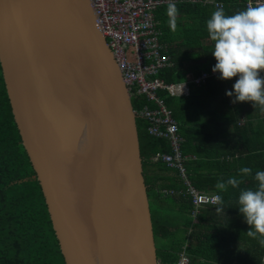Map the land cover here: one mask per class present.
I'll use <instances>...</instances> for the list:
<instances>
[{"label":"water","instance_id":"1","mask_svg":"<svg viewBox=\"0 0 264 264\" xmlns=\"http://www.w3.org/2000/svg\"><path fill=\"white\" fill-rule=\"evenodd\" d=\"M0 75L64 264H158L136 116L92 0H0Z\"/></svg>","mask_w":264,"mask_h":264},{"label":"trees","instance_id":"2","mask_svg":"<svg viewBox=\"0 0 264 264\" xmlns=\"http://www.w3.org/2000/svg\"><path fill=\"white\" fill-rule=\"evenodd\" d=\"M172 1L178 9L175 31L169 26V2L159 5L154 12L160 31L159 41L165 44L166 54L171 61V65L160 70L157 76L165 83L187 81L201 72L209 71L216 64L212 55L214 44L208 36L206 23L217 7L203 5L200 3L203 0L194 3L190 0ZM211 1L219 3L229 15L245 9L248 1L264 2ZM237 79L211 77L197 87L192 86L189 96L185 98L170 97L164 91L158 92V96L162 97L177 122L178 134L183 139L180 151L183 157L188 158L182 167L193 187L201 191L215 187L214 181L204 178L205 172L210 173L207 167L217 168L218 171L225 167L227 170L224 158L237 154L246 156L252 174L232 175L241 179L242 183L233 192L220 194L224 201V212H238L240 215L238 208L227 210L226 205H231L234 200L238 205L240 191L255 188L258 183L254 180L255 172L264 171V109L259 105L253 107L251 102H237L229 106L234 95L229 97L226 93H234L233 85ZM130 99L136 113L139 152L159 264H176L184 244L189 264H263L264 246L259 243L262 237H246L245 248L237 251L240 228L233 234L222 232L219 228L223 223V212L217 214L208 209L205 214H197L196 222L190 224L187 199L181 194L167 196L161 192L163 189L183 190L178 172L168 169L161 160L171 155V147L166 139L150 136L147 132L148 122L138 116L139 111L148 105L145 98L135 94V89H132ZM242 116L248 118V123L243 125ZM256 121L259 130L255 133L252 128ZM250 134L256 140H248ZM234 139L241 141L232 144ZM255 154H259L258 158L253 156ZM154 158L157 162L153 161ZM212 160H222V164H212ZM256 164L260 165L259 169L255 167ZM236 219L245 221L243 215ZM0 264H64L44 195L12 120L1 75Z\"/></svg>","mask_w":264,"mask_h":264},{"label":"built area","instance_id":"3","mask_svg":"<svg viewBox=\"0 0 264 264\" xmlns=\"http://www.w3.org/2000/svg\"><path fill=\"white\" fill-rule=\"evenodd\" d=\"M171 2H174L170 0ZM169 0H92L100 28L117 61L127 88L135 89V94L141 95L148 102L138 113L139 117L148 122L147 132L150 136L164 138L169 142L171 155L161 158L167 168L178 172L183 190H164V195L181 194L189 203L188 214L195 217L200 209L214 207L213 197L216 193L201 192L193 187L186 176L183 165L188 160L180 151L183 142L178 134V125L171 110L166 106L158 92H166L170 97H187L191 85L199 86L211 77H219L212 69L201 72L189 81L165 83L157 76L159 71L171 65L170 57L166 54V46L159 41L160 31L155 20L154 11ZM198 2L197 0H190ZM201 4H212L221 7L219 3L203 0ZM259 3V1L248 4ZM264 75V73H262ZM157 162V159H153ZM191 229V225L188 231ZM176 264H189L185 253V244L179 253Z\"/></svg>","mask_w":264,"mask_h":264},{"label":"clouds","instance_id":"4","mask_svg":"<svg viewBox=\"0 0 264 264\" xmlns=\"http://www.w3.org/2000/svg\"><path fill=\"white\" fill-rule=\"evenodd\" d=\"M167 16L171 30L175 31L178 16L175 3H168ZM206 28L214 44L212 55L216 59V64L212 71L219 73L221 80L238 78L233 85L234 93L228 91L226 95L229 97L234 95L232 101L234 104L251 102L253 107L259 105L264 109V75H262L264 73V2L250 3L245 9L231 15L226 14L222 7H217L208 19ZM239 171L245 176L252 174V169L249 167H243ZM254 180L258 182L255 188L240 191L238 209L250 226L247 235L253 239L259 235L262 237L259 243L264 246V171L257 170ZM241 183V179L230 177L226 181L217 182L216 189L224 192L229 186L237 188ZM164 190L172 189L162 191ZM213 203L220 206L207 208H214L217 214L224 212L221 195H215Z\"/></svg>","mask_w":264,"mask_h":264},{"label":"crops","instance_id":"5","mask_svg":"<svg viewBox=\"0 0 264 264\" xmlns=\"http://www.w3.org/2000/svg\"><path fill=\"white\" fill-rule=\"evenodd\" d=\"M233 105H234L233 102H230L229 103V106H233ZM240 119H241L243 125L246 124V123H248L247 122V119L248 118H244V116H242ZM252 129H253V131L255 133L258 132V130H259V123H258V121H256L255 124H253V128ZM249 136L250 137H249L248 140H256L253 135L250 134ZM232 141H233L232 144L233 143L236 144L237 142H240L241 139H234ZM242 143H244V142L242 141ZM256 144H257V147L259 148L260 143L258 142ZM253 156L255 158H258L259 154H255ZM245 157L246 156H244V155H241L240 156V155L237 154L234 157L224 158L223 160L227 163V164H225V166H227L228 169L226 170V168L223 167V169H222L223 172L222 173H221L222 170L221 171H218L217 168H211L212 169L211 170L209 168V166H208L207 167V171L208 172L210 171V173L205 172L204 173V178L207 181H209V180L210 181H214L215 187L209 188L207 190V192L217 193L218 195H220L221 194V191L218 190V189H216L217 182H219L221 180L226 181L228 178L232 177V175L237 174V173H240L239 170L241 168H243V167H249L250 165L247 163ZM211 163L212 164H222V160H220V161L212 160ZM207 164L209 165L210 162H207ZM255 167L259 169L260 168V165H257L256 164ZM234 190H235V188L229 186L228 189H227V191H224V192L227 193V194H229V192H233ZM174 195H178V194H173V196ZM230 196H232V195H230ZM232 197H235V196H232ZM235 202H236V200L232 201L230 203L231 205H226V209L229 210V208H232V209L238 208L237 206H239V205H236ZM208 209H210L212 211H215L214 208H203V209H200L199 210V213L198 214H205V211L208 210ZM241 215L242 214L239 215L238 212H223V214L221 215L222 220H223V223L221 224V226L219 228L222 232H226V233H230V234H233L235 231H237V229L239 230V228H240V233H239L240 234V241H239V246L237 248V251H239L240 249L245 248V246H246V237H249L247 235V232L250 230V226L246 223V221L236 219L238 217H241ZM189 217H190V224L193 223V222H196L197 215L195 217H191L189 215ZM238 232H237V234H238ZM236 240H238V235H237ZM230 242L233 243L234 242L233 239H231ZM236 244H235V246H236ZM200 261H202V260H199V262ZM221 262H223L222 259H221ZM233 263H234V261H233ZM262 263L264 264V257L262 259Z\"/></svg>","mask_w":264,"mask_h":264},{"label":"rangeland","instance_id":"6","mask_svg":"<svg viewBox=\"0 0 264 264\" xmlns=\"http://www.w3.org/2000/svg\"><path fill=\"white\" fill-rule=\"evenodd\" d=\"M178 82H183V81H178ZM178 82H175V83H178ZM167 196H173V195H167Z\"/></svg>","mask_w":264,"mask_h":264}]
</instances>
